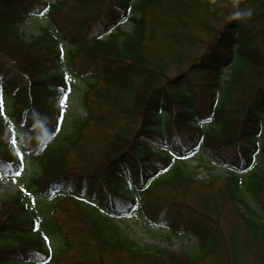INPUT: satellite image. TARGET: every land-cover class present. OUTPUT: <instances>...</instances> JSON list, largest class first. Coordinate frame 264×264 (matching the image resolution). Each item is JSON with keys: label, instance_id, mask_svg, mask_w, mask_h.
Here are the masks:
<instances>
[{"label": "trees", "instance_id": "obj_1", "mask_svg": "<svg viewBox=\"0 0 264 264\" xmlns=\"http://www.w3.org/2000/svg\"><path fill=\"white\" fill-rule=\"evenodd\" d=\"M0 105V264H264V0H0Z\"/></svg>", "mask_w": 264, "mask_h": 264}, {"label": "rangeland", "instance_id": "obj_2", "mask_svg": "<svg viewBox=\"0 0 264 264\" xmlns=\"http://www.w3.org/2000/svg\"><path fill=\"white\" fill-rule=\"evenodd\" d=\"M47 1V0H44ZM42 23L40 21H27L26 26L24 27L25 33H33L37 29L38 26H40ZM73 101L69 100L68 105H70ZM71 106V105H70ZM190 166L196 165L193 160H190L189 162ZM202 176V174H201ZM20 179H9L4 180L0 182V192L4 194H12L17 190L19 186ZM158 193L162 195V197L167 200V202H179V203H189L193 201V191L192 188L186 192L184 195L179 193L178 191L175 193L174 191H171L167 188H160L158 189ZM261 203L264 202L261 201ZM225 213L227 214L229 219H232L231 224H234L236 219L234 218L235 209L231 208L230 206L225 207ZM64 217V214H63ZM65 222V221H63ZM228 220L223 219V222L220 224L221 226L225 227ZM118 223L122 229L126 231L127 234L138 244L140 245H149V246H160L162 248H170L173 251L179 252L184 248L189 247L194 243V239H186V238H180V239H173L170 243H167L162 238V234L160 232H148L147 230L141 228L138 224V221L135 219H132L130 217H123L120 220H118ZM66 226H73L72 223L65 222ZM109 259V257H108Z\"/></svg>", "mask_w": 264, "mask_h": 264}, {"label": "snow or ice", "instance_id": "obj_3", "mask_svg": "<svg viewBox=\"0 0 264 264\" xmlns=\"http://www.w3.org/2000/svg\"><path fill=\"white\" fill-rule=\"evenodd\" d=\"M3 109H2V105H0V111H2ZM13 143H15V141H13ZM19 173H17V175H18ZM45 239H47V238H45Z\"/></svg>", "mask_w": 264, "mask_h": 264}]
</instances>
